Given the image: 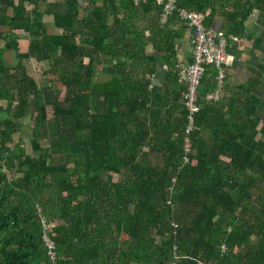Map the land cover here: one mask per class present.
Listing matches in <instances>:
<instances>
[{"label": "trees", "instance_id": "16d2710c", "mask_svg": "<svg viewBox=\"0 0 264 264\" xmlns=\"http://www.w3.org/2000/svg\"><path fill=\"white\" fill-rule=\"evenodd\" d=\"M163 1L0 0V264H51L37 206L63 264H264V101L256 82L225 103L205 101L211 68L190 162L179 169L185 110L171 117L146 54L151 45L176 56L177 19L160 24ZM176 1L205 13L208 27L220 17L234 36L264 11V0ZM19 36L29 38L24 53ZM27 61L49 64L59 94L38 85ZM104 66L110 78L98 82ZM25 124L29 150L13 142Z\"/></svg>", "mask_w": 264, "mask_h": 264}, {"label": "crops", "instance_id": "0c3cea01", "mask_svg": "<svg viewBox=\"0 0 264 264\" xmlns=\"http://www.w3.org/2000/svg\"><path fill=\"white\" fill-rule=\"evenodd\" d=\"M58 0H45L46 3H54ZM158 3L161 0H157ZM60 12H65V7L61 6ZM10 13V12H9ZM90 12H87L89 15ZM49 19V18H48ZM171 21H173L171 19ZM46 25L50 33L57 32L51 26V21H46ZM221 18H215L213 28L220 30ZM170 31L175 34L174 44L176 56L174 59H166L165 53L158 55L152 49L151 45L146 48V54L154 58V73L151 76L152 85L161 88V95H165V102L171 109V117H176L179 111V104L182 105L180 97L181 84L178 82V65L189 63L191 61V38L192 29L186 23L175 20L170 24ZM7 27H0V47L3 46L7 34ZM148 35V34H147ZM234 36V35H231ZM236 40L228 41V64L225 72V84L222 90L220 101L226 102L240 92V88L246 86L250 82H256L253 92L257 98L264 101V11H254L245 22V31L240 36H234ZM6 40V38H5ZM29 38L27 36H19L18 45L20 52L27 50ZM4 59L6 64L14 65L15 54L13 51H5ZM209 68L205 75H209ZM204 75V76H205ZM110 78L109 70L106 66L102 67L96 73L95 80L98 82L107 81ZM262 114V113H260ZM228 119L225 113L222 116Z\"/></svg>", "mask_w": 264, "mask_h": 264}, {"label": "built area", "instance_id": "2783aa9c", "mask_svg": "<svg viewBox=\"0 0 264 264\" xmlns=\"http://www.w3.org/2000/svg\"><path fill=\"white\" fill-rule=\"evenodd\" d=\"M175 16L177 20L186 23L192 29L191 38V61L178 65V82L182 86L180 93L181 102L185 110V126L182 134V155L179 169L190 162L193 152V133L196 130V116L201 110L199 104V87L202 78L209 68H213L214 89L205 95V101L216 103L221 99L225 84L226 66L228 64V41L236 40V37L226 35L222 30L214 29L205 25L206 14L203 12L189 11L177 5L176 0H164L160 14V24L165 25L168 20ZM176 177L171 178L168 187L167 205H171V197L174 194ZM37 208L42 227L41 241L46 249V255L51 264H63L58 257V249L50 231L51 224L42 215L41 208ZM176 229L178 225L172 224ZM175 233V231L173 232ZM225 247L220 248V253Z\"/></svg>", "mask_w": 264, "mask_h": 264}, {"label": "rangeland", "instance_id": "374dc122", "mask_svg": "<svg viewBox=\"0 0 264 264\" xmlns=\"http://www.w3.org/2000/svg\"><path fill=\"white\" fill-rule=\"evenodd\" d=\"M27 71L33 75L36 79V82L40 86L50 87L51 90L59 94V91L61 90L60 84H58L56 76L49 73V64L47 62H25ZM46 103H49L50 97L48 94L45 96ZM48 112L50 114L51 110L48 107ZM3 117V116H1ZM29 137H30V126L28 124L22 125L21 129L17 134L13 135V142H17L18 140H22L24 143V146L29 150ZM43 146H46V142H42ZM10 146H13L12 144ZM57 161V160H56ZM12 176V175H9ZM114 179H117V176H114Z\"/></svg>", "mask_w": 264, "mask_h": 264}]
</instances>
